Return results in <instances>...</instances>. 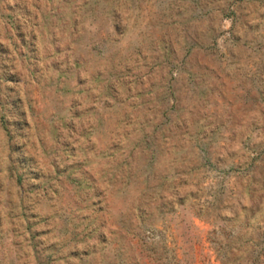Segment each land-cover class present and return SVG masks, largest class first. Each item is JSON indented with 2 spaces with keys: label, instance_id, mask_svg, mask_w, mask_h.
Masks as SVG:
<instances>
[{
  "label": "rangeland",
  "instance_id": "374dc122",
  "mask_svg": "<svg viewBox=\"0 0 264 264\" xmlns=\"http://www.w3.org/2000/svg\"><path fill=\"white\" fill-rule=\"evenodd\" d=\"M0 264H264V0H0Z\"/></svg>",
  "mask_w": 264,
  "mask_h": 264
}]
</instances>
